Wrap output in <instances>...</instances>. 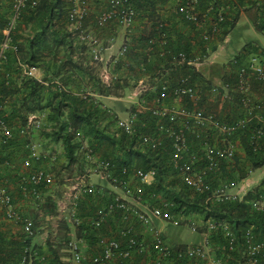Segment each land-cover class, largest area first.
<instances>
[{
    "label": "built area",
    "instance_id": "1",
    "mask_svg": "<svg viewBox=\"0 0 264 264\" xmlns=\"http://www.w3.org/2000/svg\"><path fill=\"white\" fill-rule=\"evenodd\" d=\"M70 9L68 20L71 28L79 31V39L90 47L92 61H102V46L93 34L83 29L85 20L90 16L86 0H68ZM172 3V10L182 23L192 26L206 52L209 44L218 42L225 31L236 25L238 18L245 13L254 14V25L259 27L264 35V0H168ZM10 4V13L4 24L0 23V75L9 51H16L12 44V34L22 13L27 8L37 5L35 0H0V7L4 3ZM133 0H106L104 8L96 15L95 23L98 28L108 25L118 29H128L136 18ZM160 27L166 26L161 23ZM159 44L166 45L162 35ZM153 41V40H152ZM126 47L123 46L118 57L124 56ZM206 56L198 54L189 58L184 52L174 55L173 61L178 65H186L197 71L201 68ZM19 68L25 69L19 62ZM31 76V70L26 72ZM225 78L218 86H211V93L219 95L222 101L230 103L235 109L233 119H222L214 113H206L202 109L180 106L175 104L183 100L195 103L201 95V88L189 86L187 79L171 90L167 86L161 87V94L157 102L169 98L172 105L150 104L147 99H140L142 90H137L135 111L126 118H118L116 128L126 136L137 138L143 148L151 151L164 147L166 141L171 150L169 165L178 174L180 181L192 192L203 195L205 202L223 204L241 202L242 198L256 188H264V180L258 186H252L247 179L233 182L222 176V169L233 168L237 155L236 138L248 132V141L254 151H258V143L264 138V51L246 52L230 60L224 68ZM107 69L103 79L110 80ZM169 90V91H168ZM261 92L262 94H259ZM140 99V100H139ZM146 113L156 119L152 133L139 131L145 128L146 122L139 125L138 114ZM43 118L29 117L24 127L19 129L22 137H28L42 127ZM139 125V126H138ZM80 134H77V136ZM12 137L11 129L0 120V142L3 144ZM189 137L195 141L191 146ZM29 156L21 163L22 169L27 171L22 176V190L25 196L28 191L26 184L39 186L44 181H51V175L42 169L31 170L32 162L45 158L37 152L38 145L30 143L27 146ZM88 158L94 169L90 174L106 181L113 188L120 190L125 196L131 197L144 206L145 187L155 182L154 169L143 171L134 170L131 174L123 169L120 173L109 172L114 166L110 162L99 161L88 150ZM8 165V164H6ZM2 162L0 160V167ZM1 179V176H0ZM29 193L36 195L35 190ZM95 194L94 186L86 178L76 179V184L65 193L59 205L64 219L71 228L75 229L86 224L90 228L99 229L105 221L118 213L119 224L110 236L100 241L99 252L89 255L86 244L70 235L66 244V252L70 255L69 264H264V241L259 240L252 229L236 234L231 227L219 220H200L198 216L174 215L171 212L172 203L150 195L155 204L144 210L127 202L123 197L110 191L97 190L99 198L106 201L97 208L92 216L83 220L79 216V202L83 195ZM64 203V205H63ZM250 208L264 214V203L261 200H251ZM57 205V206H58ZM63 205V206H62ZM0 207L4 217L11 222L20 224L25 239L34 236L31 221L21 218L13 209L11 196L0 181ZM147 209V210H146ZM169 222L173 225H186L192 231L199 232L203 241L197 245L171 246L166 242L162 233L154 228L153 221ZM75 226V227H74ZM135 227L139 228L137 230ZM176 247V248H175ZM37 253L30 247H23L21 257L16 264H29Z\"/></svg>",
    "mask_w": 264,
    "mask_h": 264
},
{
    "label": "trees",
    "instance_id": "2",
    "mask_svg": "<svg viewBox=\"0 0 264 264\" xmlns=\"http://www.w3.org/2000/svg\"><path fill=\"white\" fill-rule=\"evenodd\" d=\"M35 1H37V5L34 8H27L17 23L12 34V44L16 47V51L7 53L3 73L0 75V120L12 131V137L8 141L4 144L0 142V160L2 164L6 160L13 159L15 152L22 153V161L30 155L26 146L31 141L28 137L20 136L19 129L26 125L31 114L46 113L42 121V127L38 131H45V136L50 138L53 143L62 144L69 165L75 162L81 163L78 178L84 177L87 180L89 170L95 167V164L88 158L90 155L88 150H91L92 156L99 161L112 163L114 168L109 170L111 173L113 171L120 173L123 169L128 170L129 174L138 169L143 171L154 169L156 172L155 182L145 187L144 203L146 200H150L151 194H155L156 198L160 197L173 204L171 212L174 215L191 217L196 214L198 217L202 216L204 221L207 219L223 221L238 235L240 232L242 233L244 230L251 228L256 237L264 241V214L253 211L249 204L251 200L264 198V188L260 187L254 191H249L241 202L212 205L206 203L203 195L192 192L182 184L178 174L171 169L169 165L171 150L168 141L165 142L163 148L154 151L141 147L137 138L126 136L116 128L115 122L119 117L85 92V89H88L90 93L99 96L120 97L119 90L124 91L125 87L128 86L122 83L126 79L116 78L114 75L124 67L128 68L131 74L134 75L132 78L135 81L133 86L137 84L139 79H150L154 83L157 80L158 84L156 83L157 86L152 92L147 91L140 96V99H147L152 105L162 103V100L157 102L156 99L159 98L163 85L171 90L181 80L187 79L186 82L189 86H197L198 83L196 82L202 80L200 73L186 65H178L177 62L173 61L174 55L178 54L179 49L182 47L179 45L172 46V43H170L172 35L170 36L167 26L160 27V24L164 22L157 15H153V19H150L152 25L149 35L142 36L139 41L142 45L141 57L129 65L125 64L130 56L128 47L125 46L124 56L113 59V64L109 63L110 65L107 64L103 67V69L108 70L111 76L108 82H104L99 76L102 63L92 61L90 47L86 42L80 41L79 31L72 28L68 29L71 27L68 20L69 1ZM139 3V0H133L136 14ZM5 20H0V23L4 24ZM23 26L30 27L31 35L28 38L23 36ZM233 27L234 25L231 29ZM256 28L260 29L259 27ZM83 29L87 30L86 27H83ZM229 31L224 32L219 42L224 41ZM162 35L165 36V46L159 44V38ZM217 45H213L209 52H206L203 48L201 54L210 55L217 50ZM184 50L181 49V52H184L190 58V54L187 50ZM260 50L262 49L248 43L241 48L235 57L237 58L239 54H246V52H258ZM19 62L28 66L44 68L48 73H51L54 79L59 80L61 86L68 88L75 86L74 91L61 90L59 86L56 87L54 84L44 85L34 79H22L17 82V78H5L6 72L19 73ZM66 73H68L67 76H65ZM222 78H225L224 75ZM209 85L206 83L203 85L201 95L206 92L211 93V86ZM164 99L169 100L168 97ZM8 101L12 103L11 108H8ZM186 108L192 109V107ZM135 109V107H132L131 112H134ZM138 118L139 125L146 122V127H138V130L152 133L156 119L146 113L138 114ZM110 126L115 131L111 132ZM77 134L80 135L77 136ZM247 134L248 132L244 136H240L247 165H245V169L244 167L238 168L239 157L236 155L235 166L229 170L222 169V176L229 181L240 182L248 178L253 170L264 166V138L258 143V151H254L253 146L249 144ZM21 139H24V141ZM189 143L191 146L196 144L192 137H189ZM56 160L57 155L41 157L38 162H32L31 170L37 169V164L40 162L45 161V163H48ZM41 169L49 174L46 169L42 167ZM54 179L55 177L51 176V181H44L35 187L26 184L28 196L31 200L36 201L33 204L36 206L35 208L40 210V215L30 216L34 236L25 239L22 232H18L17 235H11L7 238L0 234V264H16L25 246L36 251L37 256L32 258L35 264H68L70 255L66 252V244L70 240L71 234L74 235L76 240L83 241L86 244L88 254L92 255L99 251L91 253L90 246H94L99 240L101 241L110 236L119 224V215L115 213L113 217L109 216L99 229L93 230L86 224H82L73 231L70 224L63 218L58 221L63 230L61 235L52 239H50L51 237L48 238L43 243V247L38 245L40 243H35L36 237L42 231L38 220L46 221V219L57 215L56 203L58 198L49 192ZM94 188L96 190L95 195L99 198V195L96 194L98 187L94 186ZM33 189L36 195L29 193ZM100 199H102L100 200L102 204L99 207H102L106 199ZM80 201L78 212L79 216L83 218L88 216L89 213L84 211L86 201ZM261 201L264 202V200ZM155 202L156 200H151L152 204H155ZM18 225L20 226V224ZM50 235L52 234L50 233ZM180 246L184 245H176V247Z\"/></svg>",
    "mask_w": 264,
    "mask_h": 264
},
{
    "label": "crops",
    "instance_id": "3",
    "mask_svg": "<svg viewBox=\"0 0 264 264\" xmlns=\"http://www.w3.org/2000/svg\"><path fill=\"white\" fill-rule=\"evenodd\" d=\"M140 3L138 4L137 7V15H136V20L134 21V24L132 27L128 29H118L114 28L113 26H106L104 28H98L95 23V17L96 15L104 8L106 5V0H86L89 10H90V17L88 20L84 22V28L86 27L92 34L93 37L101 43V46L103 48L102 50V69L99 72V76L104 81L103 79V74L104 70L103 67H105L107 64H113L112 61L113 59H117L119 50L123 47L126 46L128 47V50L130 52L129 60L127 61V65L133 63V61L138 60L141 57V43L139 42L141 40L142 36H148L150 33V28H151V20L153 19V15H157L158 18L165 23V25L168 28V32L171 36L170 43H172V46L179 45L182 48H180L183 51V49L187 50L188 54H190L191 58H194L198 54L202 53V50L204 48V45L200 41V38L198 37V34L196 33L195 29L188 25L182 23L178 17L175 16L173 10H172V3H170L168 0H139ZM10 13V4L4 3L0 7V20H5L7 16ZM23 36L25 38H28L29 35H31V30L30 27L28 26H23ZM69 30L71 27L68 28ZM172 41V42H171ZM185 47V48H183ZM175 48V47H174ZM171 50V49H170ZM184 50V51H185ZM132 61V62H131ZM114 62V61H113ZM110 63V64H109ZM25 69L19 68V73H14V72H6L4 77L5 78H17V82H20L22 79H34L38 82H42V84L47 85V84H54L56 87L59 86L60 89L62 90H73L75 86H70L68 87H63L60 85L58 79H54L51 73H48L44 68L42 67H33V66H28L23 64ZM126 65V66H127ZM31 70V76L27 75L26 72L28 70ZM196 72L200 73L202 80L198 83V87L202 88L203 85L206 83L209 86L213 85H220L223 81L224 78L222 76L224 74V68L220 70L219 74H216V77L214 76L213 78H206L201 72L200 69H198ZM11 74V75H9ZM137 74V73H136ZM68 73L65 74L67 76ZM139 75V74H137ZM168 76V74H166ZM116 78H122L126 79V81H123L122 83H125L129 86V83L132 81V83L135 81L132 80L134 75L131 74V71L128 70V68H121L118 70V73L114 75ZM114 77V78H115ZM46 80V81H43ZM154 83L151 80H143L139 79L135 87L132 88L130 87H125L124 91H120L119 93L121 94L120 97L116 96H99L96 95L95 93H90L88 89H85V92L89 94L91 97L99 101L105 108L109 109L111 113L116 115L119 118H126L131 112V108L135 107V98L133 97L134 92L131 93L130 90H142L144 93L149 91L152 92L156 86H157V80ZM105 82V81H104ZM151 82V83H150ZM157 83V84H156ZM131 85V84H130ZM59 89V90H60ZM128 90V91H126ZM67 91V90H66ZM129 92L128 95L123 97V93ZM131 93V94H130ZM130 94V95H129ZM259 94H262L259 92ZM170 100V99H169ZM165 100L162 99V104L163 105H172L171 100ZM169 101V102H168ZM5 104H7L5 102ZM11 102L8 101V108H11ZM175 106L178 108L180 106L183 107H192V108H199L202 109L203 111L206 112H211L217 115L219 118L222 119H233L235 115V109L233 106L226 102L222 101L219 95L212 94V93H204V95H200V98L198 100L191 104L187 100H183L181 102H178L175 104ZM46 113H36V114H31L29 117H39L43 118L45 117ZM28 117V118H29ZM237 142V155L238 157H244V152L242 149V145L240 142V138H236ZM262 168V167H261ZM13 166L10 168V166H7L5 170H2L0 173H2V179H4L6 186L4 185L3 187L6 189L8 194L11 196L12 199V205L13 209L15 212L24 219H28V217L25 216V212L22 210L30 200L29 196H25V193L22 190L23 184H22V176L27 174V171L22 169L20 173L16 170H13ZM248 181L249 179L246 178ZM87 181L91 183L93 186L98 187L97 190H102V191H110L113 194H117L121 197H123L127 202L137 206L141 210L145 209V206L140 205L137 203L134 199L131 197L125 196L120 190L117 188H113L110 184H108L104 180H100V178L96 175L93 174H88V179ZM76 184V180L74 182L72 181L68 185H65V192L70 188L73 187ZM26 189V188H25ZM27 190V189H26ZM28 191V190H27ZM96 191V190H95ZM49 192H51V188L49 189ZM62 199V198H61ZM57 199V200H61ZM80 200H85V206H84V211L86 213H89V217L91 214L99 208V206L102 204L100 198H98L95 194H90V195H83ZM81 202V201H80ZM264 203V202H263ZM24 212V213H23ZM81 217L83 220H87L89 217ZM30 221V220H29ZM12 223L11 221H8L4 217V211L0 207V234L6 236L7 238L11 235H17L18 232H22L21 227L18 224H15V226H18V230H16V227H13L14 225L8 224ZM13 224V223H12ZM111 227V226H110ZM77 229V228H76ZM109 233H111L109 231ZM107 236V234H106ZM37 243V242H35ZM43 247V244H38ZM99 245H100V240L97 242L96 245L90 246L89 250L91 253L94 251H99ZM43 259V258H42ZM33 259H31L29 264H32ZM33 264H35L33 262Z\"/></svg>",
    "mask_w": 264,
    "mask_h": 264
},
{
    "label": "rangeland",
    "instance_id": "4",
    "mask_svg": "<svg viewBox=\"0 0 264 264\" xmlns=\"http://www.w3.org/2000/svg\"><path fill=\"white\" fill-rule=\"evenodd\" d=\"M252 44L257 46L258 48L262 49L264 51V35L256 28L254 25V14L253 13H245L241 15L236 25L231 29L224 41L221 42H213L209 44V50L211 47L215 44H218L217 50L210 55H206L205 61L203 62L200 72L206 77V78H213L216 77V74L220 72L221 69L225 68L226 64L232 60L236 54L241 50L243 46L246 44ZM126 83H128L126 81ZM134 83V82H133ZM132 81L129 83V86H132ZM125 84V83H123ZM131 84V85H130ZM135 86H132V88ZM128 91V90H126ZM132 92H136L137 90H130ZM129 92L123 93V97L128 95ZM130 93V94H131ZM129 94V95H130ZM152 104L151 102H149ZM110 131H115L112 126H110ZM12 132V131H11ZM45 131H36L33 132L31 135L28 136V139L33 144H37V152L46 155V156H52L57 155V160L55 162H48L45 163V161L40 162L37 164V169H46L47 172L53 176L54 183L51 186V193L53 196L57 197L58 199L63 198L65 193V185H68L74 180H76L80 176V162H75L71 165L68 164V160L66 159L63 151V146L61 143H53L50 138L46 137ZM19 137V135H18ZM24 141V139H21ZM84 144V143H83ZM1 156V155H0ZM241 156V155H240ZM238 159V168L245 169V165H247V162L245 161L244 157H240ZM22 153L15 152V157L13 159H9L4 161L2 166L0 167V172L2 170H5L8 163V166L10 168L13 166V170H16L20 173L19 170H21V163H22ZM233 166H235L233 164ZM237 167V166H236ZM85 168V167H84ZM1 176V184L6 186V183L4 179H2V173H0ZM249 183L254 186H258L262 180H264V166L262 168L253 170L249 174ZM261 200H264L262 198ZM36 203L34 200H28L26 206L22 208V210L26 213L25 216L29 218V220L32 223L31 215H40V210L38 208H35L33 203ZM40 202V201H39ZM62 203V200H57V205ZM144 206L148 209L151 205V200H146L145 203H143ZM59 205L57 206V215L50 217L49 219L42 220L39 219L38 223L40 224L41 232L36 237L35 242L43 244L46 242L48 238L52 239L55 236H59L62 234L63 230L58 224L59 220H62L64 218L63 213L60 211ZM64 205V203H63ZM62 205V206H63ZM212 205V204H210ZM146 209V210H147ZM23 212V213H24ZM196 215V214H195ZM41 218V217H39ZM201 221L203 220L202 216L198 217ZM13 223V224H12ZM8 223L11 225H14V222ZM16 224V223H15ZM154 228L162 233L164 237L166 238L167 242L172 245H197L202 243L203 236L199 232L192 231L188 226L186 225H180L176 226L169 222H162L158 220L153 221ZM16 227V230H18V226ZM75 227V226H74ZM137 230L139 228L135 227ZM76 230V227L75 229ZM49 233V234H48ZM50 233L52 235H50ZM69 264V263H68ZM136 264H142V260L136 262Z\"/></svg>",
    "mask_w": 264,
    "mask_h": 264
}]
</instances>
